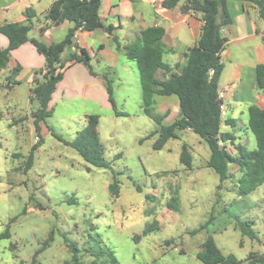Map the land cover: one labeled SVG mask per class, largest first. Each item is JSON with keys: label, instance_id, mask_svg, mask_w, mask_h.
<instances>
[{"label": "rangeland", "instance_id": "374dc122", "mask_svg": "<svg viewBox=\"0 0 264 264\" xmlns=\"http://www.w3.org/2000/svg\"><path fill=\"white\" fill-rule=\"evenodd\" d=\"M43 21L32 18V30ZM29 38L43 43L40 37ZM121 60L124 65L108 73L115 107L99 116L107 168L89 165L65 143L83 128L84 119L76 118L75 105L63 102L39 124L41 142L32 150L37 133L29 96L34 85L12 69L0 71V234L9 232L0 240V264H30L39 250L36 264H66L72 255L68 244L79 250L81 264H108L107 249L119 264H203L196 254L208 237L241 264L250 253L264 255V183L239 197L237 167L230 166L232 177L221 183L206 167L196 142L201 139L191 133L153 150L157 136L144 138L158 126L142 113L137 66ZM154 100L153 112L162 115L167 109L170 116L163 124L170 125L177 118V98ZM254 142L251 135L252 148ZM184 144L189 165L181 162ZM228 151L233 154L234 147ZM114 180L117 198L109 191ZM176 195L177 210H171L167 202ZM154 221L158 229L143 235ZM238 223H249L255 240L243 236Z\"/></svg>", "mask_w": 264, "mask_h": 264}, {"label": "trees", "instance_id": "16d2710c", "mask_svg": "<svg viewBox=\"0 0 264 264\" xmlns=\"http://www.w3.org/2000/svg\"><path fill=\"white\" fill-rule=\"evenodd\" d=\"M228 0H164L162 7L171 10L180 3L182 13L192 12L198 14L202 21V27L198 40L184 54V65L180 72L174 73L172 69L163 62L164 45L162 39L164 31L161 28L150 27L141 32L136 43L120 46L117 41V50H122L127 60L134 62L137 66L140 89L142 92V113L150 118L158 126L144 139L157 136L153 144V150L160 151L171 139H178L180 133L190 131L202 141L209 149V159L206 167L212 169L218 176L221 183L231 178L230 166H236L240 177L237 181L239 197H245L256 190L264 183V109L257 106H250L247 110V125L255 140V149L236 145L235 139L230 133L220 132L222 124L232 125L231 121H223L220 112L221 101L218 99L219 79L223 70L221 53L226 46V40L221 35L222 28L230 25L231 19L227 11ZM251 2L258 11L260 19L264 22V0H238ZM102 0H56L45 15V20L51 24L72 23L66 37L59 43L45 45L36 39H30L29 33L32 30L31 20L25 24L8 23L0 26V33L8 40V47L0 49V71L10 67L9 54L26 42H31L36 51L44 57V69L36 73L33 81V88L30 90L29 102L33 107L31 112L35 138L38 142L32 147L35 150L40 140V123H45L51 117L48 104L51 101L57 84L63 79L67 65L72 61L83 64L91 75H94L90 57L84 49L74 44L71 47V39L78 31H94L103 29L109 36H113L115 28L103 26L99 18V9ZM29 13V11H27ZM66 53V57L62 55ZM11 73L17 75L19 66L11 68ZM161 71L164 80L157 79V73ZM213 71V74H210ZM101 78L108 94L109 101L114 106L112 80L108 73H103ZM13 83L8 80L7 87ZM17 84V83H16ZM256 84L258 90H264V64L256 67ZM176 97L178 104L177 118L170 124L164 125L163 121L168 116L166 111L162 115L153 112L155 97ZM99 116L86 115L84 126L77 132L75 138L65 142L72 147L81 158L91 166L107 168L108 163L103 159V149L98 132ZM56 136L53 131H50ZM234 147L236 154L228 151V145ZM187 146H182L181 162L189 165ZM119 157V156H117ZM186 159V161H185ZM188 159V160H187ZM33 154L29 156L27 165H31ZM112 198H117L119 188L114 180L109 185ZM178 198H170L167 207L177 210ZM207 224V223H206ZM252 224V223H251ZM243 236L255 240L249 223H238ZM158 229V223L154 221L148 225L143 235ZM200 229H205L201 226ZM9 237L6 231L0 234V240ZM138 242L140 236H135ZM67 244V243H66ZM72 254L70 261L66 264H81L79 250L74 245H67ZM108 264H119L110 250H106ZM40 250L35 252L30 264H36V258ZM196 258L203 264H241L233 255H224L217 247L212 237L206 238L201 245V250ZM96 264V260L93 261ZM246 264H264V255L250 253Z\"/></svg>", "mask_w": 264, "mask_h": 264}, {"label": "crops", "instance_id": "0c3cea01", "mask_svg": "<svg viewBox=\"0 0 264 264\" xmlns=\"http://www.w3.org/2000/svg\"><path fill=\"white\" fill-rule=\"evenodd\" d=\"M55 1L0 0V26L8 23L25 24L28 17L30 20L44 18ZM163 1L102 0L99 18L103 26L115 28L113 36H109L103 29L76 32L75 44L84 49L90 57L94 75H91L83 64L71 61L48 104L51 117L60 102L68 107L75 105L76 118L84 119L86 115L100 116L102 111H112L114 107L109 101L101 76L103 73L118 69L120 64L123 66L121 59H127L122 50H117L115 40L122 47L134 44L141 32L147 28L163 29V62L172 69V72L177 74L180 72L185 61L184 54L199 38L202 21L198 14L182 13L180 6L183 2L178 7L167 10L162 7ZM226 7L231 23L221 30L226 46L221 53L223 70L219 79V91L223 95V105L225 104L223 121H231L233 124H224L226 128L222 125L220 132L230 133L236 145L250 151L255 149L256 145L254 148L250 145L252 134L246 129L247 110L253 105L264 109V90H258L256 84V67L264 64V22L251 2L228 0ZM72 26L68 21L58 23L56 26L45 20L34 27L29 35L31 38L40 37L43 44L50 45L64 40ZM7 47L8 40L0 33V49L4 50ZM9 59L8 69L19 66L21 80L30 84L33 83L36 73L43 70L45 65L44 57L36 51L31 42H26L11 51ZM157 79L160 81L165 79L161 71L157 73ZM118 81L122 82V79L118 78ZM166 111L167 109L162 113ZM176 113L178 114V111ZM114 114L120 113L114 111ZM169 116L170 114L166 118ZM239 117L244 118L245 123ZM185 132L191 133L188 130ZM196 142L204 152V156L199 154L204 157L206 164L210 153L207 152L202 140L196 139ZM227 145L231 146L229 143ZM193 151L196 152L195 149ZM235 154L234 149L232 155Z\"/></svg>", "mask_w": 264, "mask_h": 264}, {"label": "built area", "instance_id": "2783aa9c", "mask_svg": "<svg viewBox=\"0 0 264 264\" xmlns=\"http://www.w3.org/2000/svg\"><path fill=\"white\" fill-rule=\"evenodd\" d=\"M210 74H213V71H210ZM218 99L221 101V104H220V112H221V116L224 118L225 116V108H224V105H223V95L220 91H218ZM39 139L36 138V142H38Z\"/></svg>", "mask_w": 264, "mask_h": 264}, {"label": "water", "instance_id": "95a60500", "mask_svg": "<svg viewBox=\"0 0 264 264\" xmlns=\"http://www.w3.org/2000/svg\"><path fill=\"white\" fill-rule=\"evenodd\" d=\"M55 25L57 26L58 23H56ZM75 42H76V39H75V37H73V38L71 39V47L74 46Z\"/></svg>", "mask_w": 264, "mask_h": 264}]
</instances>
